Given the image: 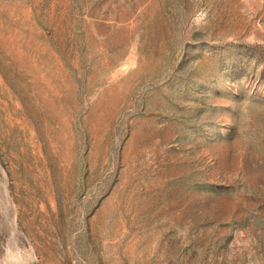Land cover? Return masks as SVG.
Masks as SVG:
<instances>
[{
  "label": "rangeland",
  "instance_id": "374dc122",
  "mask_svg": "<svg viewBox=\"0 0 264 264\" xmlns=\"http://www.w3.org/2000/svg\"><path fill=\"white\" fill-rule=\"evenodd\" d=\"M0 264H264V0H0Z\"/></svg>",
  "mask_w": 264,
  "mask_h": 264
}]
</instances>
